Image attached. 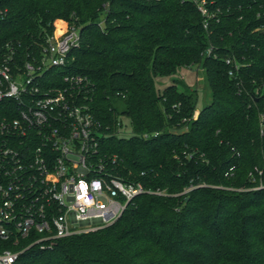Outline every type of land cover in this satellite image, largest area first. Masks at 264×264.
I'll return each mask as SVG.
<instances>
[{
  "label": "trees",
  "instance_id": "trees-1",
  "mask_svg": "<svg viewBox=\"0 0 264 264\" xmlns=\"http://www.w3.org/2000/svg\"><path fill=\"white\" fill-rule=\"evenodd\" d=\"M59 21L79 42L56 80L87 77L101 151L166 195H136L112 223L11 264H264V0H0V47L38 54ZM194 64L212 93L196 117L195 89L155 86ZM120 114L128 137L113 134Z\"/></svg>",
  "mask_w": 264,
  "mask_h": 264
},
{
  "label": "built area",
  "instance_id": "built-area-1",
  "mask_svg": "<svg viewBox=\"0 0 264 264\" xmlns=\"http://www.w3.org/2000/svg\"><path fill=\"white\" fill-rule=\"evenodd\" d=\"M59 23L38 54L18 59L10 43L0 47V238L20 246L0 250V264L32 245L48 248L112 223L136 195H166L124 179L118 156L101 151L107 132L86 100L87 77L56 80L52 70L79 42L76 26Z\"/></svg>",
  "mask_w": 264,
  "mask_h": 264
},
{
  "label": "rangeland",
  "instance_id": "rangeland-1",
  "mask_svg": "<svg viewBox=\"0 0 264 264\" xmlns=\"http://www.w3.org/2000/svg\"><path fill=\"white\" fill-rule=\"evenodd\" d=\"M180 79L196 91V103L194 116L200 108L211 101V89L206 79L205 71L200 64H194L190 67H181L173 75L155 77V86L162 89L164 86L171 84L174 80ZM121 125L118 126L117 136L128 137L132 135L129 119L120 114L118 115Z\"/></svg>",
  "mask_w": 264,
  "mask_h": 264
}]
</instances>
